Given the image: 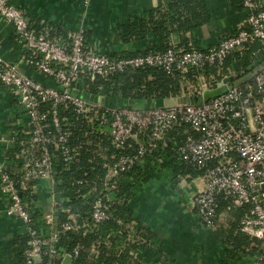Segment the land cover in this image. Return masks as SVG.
Segmentation results:
<instances>
[{"label": "built area", "instance_id": "built-area-1", "mask_svg": "<svg viewBox=\"0 0 264 264\" xmlns=\"http://www.w3.org/2000/svg\"><path fill=\"white\" fill-rule=\"evenodd\" d=\"M246 18L235 35L220 40L207 50L192 48L177 50L172 46L165 52H151L134 58H116L93 50L85 31L73 34L70 43L52 38L50 29L37 32L28 13L0 0V21L11 25L17 44L24 55L20 63L9 61L0 53V86L8 88L15 98V110L27 125L11 129L1 141L7 149L16 150L17 164L8 170L9 156L0 165L2 201L9 218L21 221L23 234L30 241L24 252L25 264H58L64 257L78 258L79 249L61 253L58 244L61 233L89 232L88 224H79L76 216L64 210L65 200L55 192V177L59 159L70 168L80 161L79 149L71 144L72 132L68 113L77 121L82 119L97 132L110 135L120 150L137 146L134 156L120 155L108 167V177H115L145 164L151 152H165L167 134L176 126L191 125L196 135L183 143H174L180 162L194 164L204 170L205 189L193 198V205L202 224L217 230L221 222L219 199H232L235 207L245 213L240 231L259 244L251 264H264V70L238 86L228 87L226 93L204 100L199 106L175 104L164 108H132L110 106L106 96L92 100L85 95V77L92 81L107 79L127 70L156 68L169 74L178 71L188 74L191 69H206L224 63L233 53L246 60L245 53L261 58L264 63V0H242ZM32 68L58 87H47L26 75L20 64ZM249 67V68H251ZM236 76H244L242 66ZM212 90L207 83L190 85L185 95H203ZM214 90V89H213ZM84 94V95H83ZM181 96V97H182ZM14 125H11V127ZM158 162L161 164L163 158ZM19 176V180L15 178ZM53 182L54 190L49 210H45L47 229L39 232L31 226L32 215L21 199L18 185L41 181ZM36 192V185L34 186ZM112 199V198H111ZM41 203L35 204V209ZM93 226L111 216L101 200L93 206ZM61 210L68 212V221L57 231ZM129 237L137 238L134 232ZM140 264V254L132 253Z\"/></svg>", "mask_w": 264, "mask_h": 264}, {"label": "trees", "instance_id": "trees-1", "mask_svg": "<svg viewBox=\"0 0 264 264\" xmlns=\"http://www.w3.org/2000/svg\"><path fill=\"white\" fill-rule=\"evenodd\" d=\"M230 1L234 10H245L242 0ZM168 18L171 21H167ZM209 21L210 14L206 0H175L166 11H153L144 18L128 20L119 27L120 41L123 44L143 40L150 33L166 41L165 44L143 52L113 53L109 56L134 58L151 52H165L172 48L169 41L172 32L194 31ZM46 27L50 29L53 39H62L70 43L71 38L54 25L38 28L34 25V29L39 33L43 32ZM15 41L17 43L16 38ZM191 49L192 47L185 50ZM177 50L181 49L177 48ZM245 58L246 60L241 59L239 53H233L220 65L202 70L191 69L186 75L178 71L169 74L156 68H146L130 69L107 79L98 77L95 81L86 76L84 82L87 94L83 95L92 100H97V97L104 95L110 106L145 108L146 104L152 100L180 98L188 93L187 87L190 85L197 87L199 81H204L210 89L215 90L223 80L235 76L234 71H241L242 66L246 70L257 65L261 59L252 56L251 52H246ZM228 86L233 87L234 84L230 83ZM0 89L3 87L0 86ZM67 115L71 122V127H69L72 132L71 144L79 149L80 161L68 168L63 165L61 158L59 159L55 177V192L65 200L64 210L68 209L71 214L75 215L79 224H88L89 232L86 235L82 231L61 233L59 251L72 253L75 249H79L80 254L75 264H140L134 261L132 253L140 254L141 252L147 253L151 259L152 255L147 247L149 245L145 244L146 233L138 226L129 201L140 186L159 178L162 171H172L173 178L178 179L180 176L198 178L204 175L205 171L196 165L180 162L174 147V143L183 144L189 136H195V131L191 125L186 124L174 127L167 134L165 152H151L147 155L144 165L118 176L108 177V167L105 165L112 163L113 158L120 155L134 156L137 153V146L132 143L128 150H120L114 145L110 135L100 134L82 119L77 121L71 113ZM15 154L16 150L8 155V161L13 166L17 164ZM160 158H163L161 164L158 162ZM15 179L19 180V176ZM35 185V182L20 183L18 190L22 193L21 199L24 206L30 209L31 226L41 232L47 229L44 221L46 212L43 208L35 209L34 206L40 200L45 202V198L34 192ZM98 200L103 202L104 208L111 217L94 227L92 206ZM219 203V213L224 215L229 225V228L221 230L225 236L224 243L228 247V257L236 258L241 255L243 246H250L251 243L258 244V242L240 231V222L245 209L235 207L232 199H225L223 196H220ZM64 210H61L57 220L56 230L59 232L62 231V225L68 221L69 217L68 212ZM134 230L138 232V236L130 240V233ZM29 241L28 236L22 235L10 242L9 250L14 252L16 264H25L23 251L28 248Z\"/></svg>", "mask_w": 264, "mask_h": 264}, {"label": "crops", "instance_id": "crops-1", "mask_svg": "<svg viewBox=\"0 0 264 264\" xmlns=\"http://www.w3.org/2000/svg\"><path fill=\"white\" fill-rule=\"evenodd\" d=\"M174 1L10 0L11 4L28 13L33 27L54 25L69 37L84 30L89 46L108 55L143 52L165 44L166 41L160 40L152 33L143 40L123 44L120 41L119 27L128 20L144 18L153 11H166ZM206 3L210 21L194 31L172 32L169 39L171 46L181 50L190 47L207 50L217 45L220 40L233 36L247 16L246 10H234L230 0H206ZM167 21L171 19L168 18ZM0 53L13 63H20L24 55L23 49L15 41L13 27L3 21H0ZM20 67L32 78L42 79V76L35 74L34 70L24 63H21ZM245 76L247 75L241 76V79ZM27 122L26 117L17 116L15 98L11 91L7 88L0 89V165L4 162V156L15 149L13 146L7 149L1 139L9 130L19 129L27 125ZM12 169L13 165L9 163L8 170L12 172ZM173 177L172 171H162L159 178L140 186L129 201L138 226L146 233L145 244L149 245L147 247L152 255L150 261L149 255L141 252L142 263L251 264L259 251V244L243 246L241 255L229 258L228 247L224 243L225 236L221 231L222 228H229L224 215H221L217 230L207 229L198 218L193 198L205 189L203 178ZM51 187L54 190L53 182L47 180L36 184L37 195L45 198V202H38L41 203L39 209H50L53 197ZM2 198L0 181V264H16L15 254L10 252L9 244L22 236L23 224L7 216ZM133 232L138 236L137 231ZM131 239L134 240L135 237H130ZM23 262L25 263L24 256Z\"/></svg>", "mask_w": 264, "mask_h": 264}, {"label": "water", "instance_id": "water-1", "mask_svg": "<svg viewBox=\"0 0 264 264\" xmlns=\"http://www.w3.org/2000/svg\"><path fill=\"white\" fill-rule=\"evenodd\" d=\"M263 70H264V63L262 65L258 66V67L249 68L247 70V72L244 74V75H247V76H245L243 79H241V82L238 83V84L234 83V81L237 80L238 78H240L239 76L229 77V78H226L225 80H223V82L218 86L217 89H215V90H206L203 93V95H192V96L185 95V96H182V97L177 98V99L163 100V101L152 100V101L149 102V104H146L147 106H145V108H149V107L164 108V107L173 106L175 104H179V105L194 104V105L199 106V105H201L203 103L204 100L214 99V98H216L218 96H221L224 93H226L227 90H228V87H229L228 85L230 83H233L235 86H238L240 84L246 83V82L250 81L253 78L254 75L259 74ZM35 74H38V73L35 72ZM26 75L31 77V75H29L28 73H26ZM39 76H41V75H39ZM34 80L37 81L38 83H41V84L47 86V87H58L57 85L52 84L50 82V80L46 79L43 76H42V79L40 77H36V79H34ZM167 101H173V102H175V104L167 105ZM58 264H74V260H73V258L71 256H66L64 258V260H62Z\"/></svg>", "mask_w": 264, "mask_h": 264}, {"label": "rangeland", "instance_id": "rangeland-1", "mask_svg": "<svg viewBox=\"0 0 264 264\" xmlns=\"http://www.w3.org/2000/svg\"><path fill=\"white\" fill-rule=\"evenodd\" d=\"M240 82H241V77L234 81V83H236V84H238ZM198 84L200 85V81H199ZM3 88H5V87H3ZM172 104H175V102H173V101H167V105H172Z\"/></svg>", "mask_w": 264, "mask_h": 264}]
</instances>
